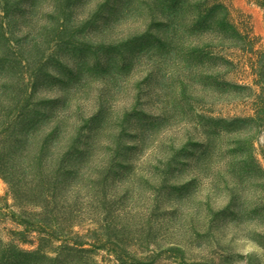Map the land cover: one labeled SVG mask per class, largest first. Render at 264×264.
Here are the masks:
<instances>
[{
    "label": "rangeland",
    "instance_id": "obj_1",
    "mask_svg": "<svg viewBox=\"0 0 264 264\" xmlns=\"http://www.w3.org/2000/svg\"><path fill=\"white\" fill-rule=\"evenodd\" d=\"M225 1L242 34L230 47L219 28L194 32L192 4L164 27L152 2L7 0L3 86H26L31 114L47 115L41 146L58 130L44 153L78 186L65 212L84 211L71 242L86 244L50 241L59 262L19 264H264V127L234 123L264 105L252 51L264 50V9ZM14 198L1 177L0 241L37 249L16 223L42 210Z\"/></svg>",
    "mask_w": 264,
    "mask_h": 264
},
{
    "label": "trees",
    "instance_id": "obj_2",
    "mask_svg": "<svg viewBox=\"0 0 264 264\" xmlns=\"http://www.w3.org/2000/svg\"><path fill=\"white\" fill-rule=\"evenodd\" d=\"M3 6L0 5V19L4 20L9 13L7 0H0ZM126 8L130 12L133 4L136 1H145L148 3V10L153 12L152 3L157 4L158 14L164 22V27L171 26L172 17L182 15L191 7L197 11L195 14V22L192 24L194 32L199 27L206 24L209 29L219 28L222 33H217V37L222 45L232 46L236 43V39H242L238 27L231 19V9L225 0H124ZM254 3L264 9V0H252ZM142 7V6H141ZM144 9V7H143ZM152 9V10H151ZM8 12V13H7ZM4 13V14H3ZM3 14V15H2ZM11 33V30L6 28V24L0 22V37L6 40V37ZM9 40V39H7ZM245 42H250L249 38L243 36ZM5 50H14L13 42L5 41ZM258 59L257 80L256 85L261 88L262 95L260 96L259 104L264 102V50L255 52L252 50ZM15 54L16 51L14 50ZM7 53V52H6ZM231 56L224 57L227 63H230ZM20 64V63H17ZM257 66V65H256ZM256 66L253 68L255 69ZM17 73L20 71L19 79L21 83L25 82V74L21 73L22 64L17 68ZM2 67L0 66V71ZM8 80L0 74V178L2 177L9 185V190L14 199L19 204H23L28 199L36 208L42 210V213L37 214V221L22 220L16 223L24 230L16 232V235L24 236L25 233H37L36 242L37 249L25 250L19 244L7 245L0 241V264H19L22 258H35L42 255L50 259L52 263H57L60 260L61 253L56 258H50L48 254L53 251L49 250L47 243L54 240H61L67 247L70 244L76 248L84 250L86 244L72 243L71 240L74 218L84 212H78L67 216L65 212L70 208L71 202H78V194L80 193L77 185L67 181H61L63 175L62 161L56 163L54 158L46 157L44 153L48 137L54 136L58 130H54L53 134L42 137L43 145H40V124L45 120L47 115L35 116L31 109L35 107L32 103L31 95L28 88L23 86V89L16 85H8L7 88L3 84H7ZM22 83V85H24ZM238 86L242 89H252L249 86ZM2 91V92H1ZM248 123L255 127H264V105L260 112H256L248 118L236 119L234 123ZM20 127V128H18ZM45 158L50 160L46 162ZM87 210V207H85ZM40 216H42L40 218ZM40 218V219H39ZM21 241V240H20ZM23 241V240H22ZM72 241V242H71ZM24 242V241H23ZM20 242L21 245L32 246V243ZM58 242V241H57ZM26 243V244H25ZM72 251L74 248L71 249ZM59 250H55V252Z\"/></svg>",
    "mask_w": 264,
    "mask_h": 264
}]
</instances>
